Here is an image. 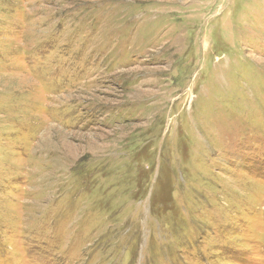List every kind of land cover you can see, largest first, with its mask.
Wrapping results in <instances>:
<instances>
[{"label":"rangeland","instance_id":"rangeland-1","mask_svg":"<svg viewBox=\"0 0 264 264\" xmlns=\"http://www.w3.org/2000/svg\"><path fill=\"white\" fill-rule=\"evenodd\" d=\"M0 264H264V0H0Z\"/></svg>","mask_w":264,"mask_h":264}]
</instances>
